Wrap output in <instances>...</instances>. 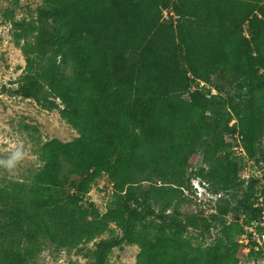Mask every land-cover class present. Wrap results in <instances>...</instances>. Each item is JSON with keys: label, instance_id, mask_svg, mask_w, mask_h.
<instances>
[{"label": "trees", "instance_id": "trees-1", "mask_svg": "<svg viewBox=\"0 0 264 264\" xmlns=\"http://www.w3.org/2000/svg\"><path fill=\"white\" fill-rule=\"evenodd\" d=\"M43 1L19 20L6 9L25 63L3 90L58 109L78 136L44 142L30 181L0 186V264H33L48 245L71 250L106 231L93 264L123 242L139 246L135 264H238L239 232L224 218L257 219L264 191L229 149L237 134L246 158L264 162V0ZM213 75L234 92L213 93ZM103 174L112 197L101 213L83 199ZM195 177L234 205L183 217ZM189 227L217 233L205 244Z\"/></svg>", "mask_w": 264, "mask_h": 264}, {"label": "rangeland", "instance_id": "rangeland-1", "mask_svg": "<svg viewBox=\"0 0 264 264\" xmlns=\"http://www.w3.org/2000/svg\"><path fill=\"white\" fill-rule=\"evenodd\" d=\"M43 4V0H0V186L11 181L29 182L32 174L42 164L38 149L44 142L52 138L67 142L78 136L76 129L61 116L58 109H45L32 99L11 95L3 90L4 86L12 85L25 63L23 53L13 37L12 20L5 16L6 9H13L14 20H19L28 17L30 12ZM164 16L169 19L167 12H164ZM206 86L211 87L213 93L216 88L221 89V94L234 92V87L218 75H213ZM234 137L236 139L232 140L229 152L241 158L239 176L245 181L252 176L258 178V190L264 191V162L256 163L247 159L241 152L237 134ZM262 141L264 145V136ZM74 178L69 176V179ZM206 185L207 189L200 183L199 178H192L190 190H185L182 195L180 212L183 217L206 218L215 211L219 203H224L221 198H229L230 205H234L232 195L214 192L208 182ZM111 191L112 183L103 174L91 185L83 199L84 205L93 203L103 213L111 200ZM256 206L261 210L257 219L250 220L234 211L224 218L233 233L239 232L237 240L243 255L238 264H264V194L259 195ZM154 218L151 216L145 220L146 227L143 232L149 236H152L151 222ZM110 229L115 236L122 235V230L116 223H111ZM188 232L193 241L210 244L216 236L217 228L213 227L202 233L199 228L189 227ZM110 236L111 232L106 231L94 241L71 250H56L48 245L33 264H93L91 252L95 248V242ZM138 252L137 244L123 242L112 248L105 264H135Z\"/></svg>", "mask_w": 264, "mask_h": 264}, {"label": "built area", "instance_id": "built-area-1", "mask_svg": "<svg viewBox=\"0 0 264 264\" xmlns=\"http://www.w3.org/2000/svg\"><path fill=\"white\" fill-rule=\"evenodd\" d=\"M201 85H203L204 83L203 82H200ZM195 184V183H194ZM196 187L198 188V185L196 184Z\"/></svg>", "mask_w": 264, "mask_h": 264}]
</instances>
